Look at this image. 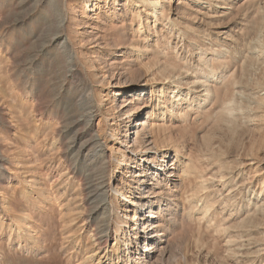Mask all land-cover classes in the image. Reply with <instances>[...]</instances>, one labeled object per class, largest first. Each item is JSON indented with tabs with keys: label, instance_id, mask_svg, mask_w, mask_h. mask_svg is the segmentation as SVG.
I'll return each instance as SVG.
<instances>
[{
	"label": "rangeland",
	"instance_id": "1",
	"mask_svg": "<svg viewBox=\"0 0 264 264\" xmlns=\"http://www.w3.org/2000/svg\"><path fill=\"white\" fill-rule=\"evenodd\" d=\"M159 1L157 21L149 19V29L138 34L140 19L132 13L141 0H0V264H79L94 248L91 230L98 222L93 213L85 207L79 215L67 214L62 207L74 190L85 204V187L75 176L67 193L59 195L55 183L59 174L71 172L63 158L68 110L90 89L100 105L91 134L102 135L108 121L119 126V142L126 145L121 150L139 161L144 153L136 132L142 114L152 105L159 107L163 92L168 99L175 98L171 90L182 92L168 125L186 131L185 137L180 132L174 137L185 145L184 156H190L201 177L192 186L186 182L187 201L202 202L184 220L165 212L159 218L157 234L166 230L171 251L162 257L153 253L155 264H264V0ZM222 12L230 15L221 17ZM141 17L144 23L145 13ZM168 21L175 25L173 32ZM68 38L80 79L72 76L75 68L71 71L59 49ZM52 39L58 40L51 44ZM138 39L143 55H126ZM86 60L93 64L81 63ZM93 65L101 68L96 81L91 80ZM187 93L194 98L189 102L193 107L178 122L189 104L183 102ZM100 142L103 138L95 146ZM106 176L114 185L113 171ZM153 177L150 171L148 185L155 183ZM34 179L47 192L41 199L32 194ZM198 187L205 189L199 192ZM206 202L212 204L207 217L199 211ZM111 203L122 215L123 206ZM14 214L30 215L26 230L36 243L10 237V230H16L10 218ZM132 230L133 224V238ZM115 239L113 233L109 249ZM138 246L142 253L145 240ZM97 256L91 264L98 263ZM149 261L145 256L140 264Z\"/></svg>",
	"mask_w": 264,
	"mask_h": 264
},
{
	"label": "bare ground",
	"instance_id": "2",
	"mask_svg": "<svg viewBox=\"0 0 264 264\" xmlns=\"http://www.w3.org/2000/svg\"><path fill=\"white\" fill-rule=\"evenodd\" d=\"M213 2L221 3L220 0H213ZM134 7L136 10L134 9L132 15L134 16L136 14L137 18L140 19V25L136 32L138 34H143L147 30L146 28L149 29V27H147L149 19H153L154 22L157 21L156 13L160 12L158 9L162 7L161 2L159 0H141V2L136 3ZM85 8L86 11H89V6L87 4ZM226 9L230 12L233 10L231 6ZM125 11L126 10L124 9V11L121 12L122 15L126 14ZM142 13H145L146 15L144 23L141 21ZM165 14L166 13H164V15ZM226 15H230V13H221V17ZM62 22L63 20L60 23L59 29H62L63 27ZM166 25H169V27ZM166 25H163V27H167L168 29L171 28V32H173V27H175V25L170 21H168ZM57 33L56 36H59L63 31ZM53 39L50 41L51 44L52 42L53 44L56 43L58 40L56 39L54 41ZM69 42V38L62 43L60 42L61 47L59 49L63 51L64 57L72 64V66L69 67L71 71L75 68V70L72 71V76H77L79 78L80 72L77 69V65H75V53L71 51ZM140 44L143 45V41L139 39L134 41V43L128 47L126 55L132 57L139 54L143 55V46ZM90 49L91 48H89V51ZM197 50L203 49L198 48ZM87 58H89V56ZM204 59L206 58H203L202 61ZM81 63L86 66L89 61H81ZM89 64L92 65L93 63ZM90 72L92 75L91 80L96 78V81L101 78V68L99 65H93L92 70L90 68ZM206 82L207 81L202 82L204 87L208 86ZM192 85H197V82H192ZM88 91H90L88 96H79L80 98L77 100L74 107L71 110H68L69 112L67 115L69 119H67V123L64 127L66 133L64 138L65 140L67 139V141L65 142V140H63L66 144L64 145L66 153L63 158H65L64 161L67 160V162L70 163L69 171L71 172H67V174L62 173V175L59 174V177L55 181L58 190H60H57L58 192L56 194L65 195L68 191L67 185L69 184V181L77 176V179L81 182L80 185L85 187L84 191H86V193L84 194L85 196L83 195L84 199H86L84 200L85 204L82 205L79 203V198L82 194L79 192L77 193V191L74 190L69 195L71 199L62 207L66 208L67 214L73 215H79L86 207V209H89V212L93 213V220L95 219V221L98 222L96 228L91 230L94 248L90 250V252L84 254V257L79 264H91V261L97 255V257H99L97 264H100L101 261L102 264H140L145 256L150 259V264H155L154 254H159L162 257L166 252L171 251L166 230H161V233L157 234V229L162 227V225L159 224V218H163V213L165 212L168 213V215L170 214L169 216L181 215V220H184L186 214L188 213L191 215V213L198 208L199 202H202L201 199L195 202L187 201V199H189L187 196L189 191H187L186 182L188 181L190 186H192V180L197 181L198 179H201V177L195 170L196 166L193 164L190 156H184V151L186 150L185 145L181 144V142L174 137V132L183 133L185 137L186 134L184 132L186 131H182L181 128L176 130L174 126L170 127L168 125V122H173L175 108L180 107V104H177L178 102L175 98H179L182 92L178 91L176 93V90H171L175 95V98L172 99H168L167 93L163 92L160 94L161 98L158 100V103L160 104L159 107L156 109L155 107L153 108L152 105L150 107L151 111H146L142 114V119L137 123L138 131L136 132V141L143 146L141 153H144L139 161L137 158L129 156L127 150H121V148L126 147V145L123 146V144L119 142V126L116 129L113 126L114 124H111L108 121V128L104 129L102 135L97 137L91 134L89 126L92 123L96 112L100 110L97 108L100 105H96L94 102L95 100L90 97L93 95L92 89ZM185 99L187 100H183V102L186 104L194 100V98L189 97V93H187ZM192 105L193 104L189 103L186 108L182 109L179 113L178 122H181L185 117L187 118V113L191 111L193 107ZM2 116L3 115L0 111V119H2ZM107 131L108 133H111L109 136L105 135V133L107 134ZM101 138H103V142H100L99 145L95 146L97 140ZM50 146L52 147V145ZM101 147H105L106 150L101 149ZM127 147H129V144ZM172 153H174L173 157H171ZM28 155L29 154H27V156ZM160 155L163 156L161 159L162 162L159 160ZM181 157H184V160L187 162H182L180 160ZM169 159H171L170 165L168 164L165 166L170 170H166V167H163V165L168 163ZM58 166L60 167V165ZM75 166L79 167L74 169ZM109 170L113 171V179L111 177V181H113L114 185L108 183L106 180V175ZM136 170H138V172L134 173ZM150 171H152L154 175L152 181L155 183L150 182L148 185L147 179H149ZM68 173L73 175L69 176ZM218 174L220 179L225 178L223 173L218 172ZM3 179L4 173L0 172V180ZM221 181L224 183V180ZM32 182L33 184L30 185L32 187V194H37V198L40 199L45 197L47 192L38 184L39 180L34 179ZM133 183L136 185L134 186ZM138 185H140V187ZM155 189L158 191L155 192ZM204 189L205 188L198 187L199 192ZM135 191L139 193L136 194ZM143 191L146 192L143 193ZM113 192L115 194H113ZM150 195H156L155 199L157 200L153 202L150 199ZM185 195L187 196L186 199L184 197ZM111 201H114L116 205L118 202L123 206L122 215L119 216L116 214V208L112 205ZM211 206L212 204L208 202L203 203L202 208L199 211H202V214L206 216L210 211ZM144 211L146 212L144 213ZM181 211L183 212L182 214L180 213ZM114 213L118 218V222L114 221V217L112 216ZM132 214H134V216H132ZM10 218H12V222L16 226L15 231H13V229L10 230V237L14 234L16 239L24 244L37 242V239H34V236L26 230L28 228L27 223L31 221L30 215L14 214L13 216H10ZM73 221L74 219L70 220L68 223L70 224ZM140 222H143L142 226ZM131 224H133V238L131 236V231H129ZM3 227L4 222L0 220V231H2ZM146 228L147 230H145ZM142 230H144V232ZM113 233L116 235L115 244L113 248L109 249L108 242ZM67 234L70 235V232ZM141 240H145L146 246L143 252L139 253L138 251L140 247L138 245ZM239 241L237 242L236 240L237 243H239ZM135 252L138 253V260L140 261H137L134 258L136 255L134 254ZM151 254H153V257Z\"/></svg>",
	"mask_w": 264,
	"mask_h": 264
}]
</instances>
